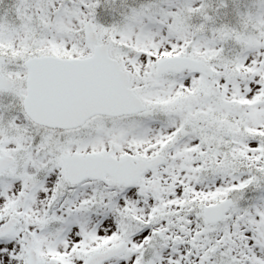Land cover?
Listing matches in <instances>:
<instances>
[{"label": "snow or ice", "instance_id": "1", "mask_svg": "<svg viewBox=\"0 0 264 264\" xmlns=\"http://www.w3.org/2000/svg\"><path fill=\"white\" fill-rule=\"evenodd\" d=\"M249 191L264 0H0V264H264Z\"/></svg>", "mask_w": 264, "mask_h": 264}, {"label": "rangeland", "instance_id": "2", "mask_svg": "<svg viewBox=\"0 0 264 264\" xmlns=\"http://www.w3.org/2000/svg\"><path fill=\"white\" fill-rule=\"evenodd\" d=\"M248 0H238V2L240 3V5L243 7V6H245L246 4V2H247ZM249 3V2H248ZM244 9V7L242 8V10ZM256 192H258L260 195H262V196H264V193H261V192H259V191H256ZM246 200V199H245ZM253 200H254V196H252V202H253ZM245 202V201H244Z\"/></svg>", "mask_w": 264, "mask_h": 264}]
</instances>
